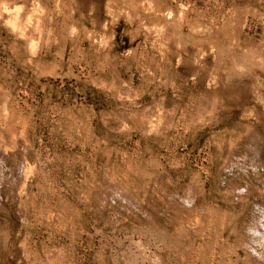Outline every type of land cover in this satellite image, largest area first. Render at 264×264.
<instances>
[{"label": "rangeland", "instance_id": "obj_1", "mask_svg": "<svg viewBox=\"0 0 264 264\" xmlns=\"http://www.w3.org/2000/svg\"><path fill=\"white\" fill-rule=\"evenodd\" d=\"M0 264H264V0H0Z\"/></svg>", "mask_w": 264, "mask_h": 264}]
</instances>
